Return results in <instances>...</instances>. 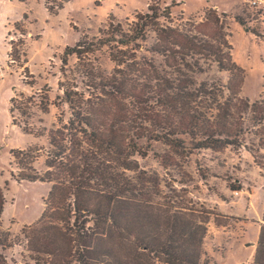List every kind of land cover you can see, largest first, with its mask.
Masks as SVG:
<instances>
[{"label": "trees", "instance_id": "1", "mask_svg": "<svg viewBox=\"0 0 264 264\" xmlns=\"http://www.w3.org/2000/svg\"><path fill=\"white\" fill-rule=\"evenodd\" d=\"M42 1L53 14L69 0ZM170 19L168 8L150 3L131 21L109 20L99 50L112 70L90 83L88 95L58 83L57 106L67 117L48 134L43 170L31 166L40 150L12 152H28L31 162L15 181L48 185L43 210L23 235L28 260L16 264H209L202 261L207 216L164 195L167 184L141 162L154 157L166 171L231 147L264 171V100L240 96L225 15L209 9L188 27ZM91 46L79 41L65 53L80 61ZM238 183L231 179L230 190ZM4 204L0 189V221ZM250 245L253 264H264V206ZM13 247L0 226V264H9L4 253Z\"/></svg>", "mask_w": 264, "mask_h": 264}, {"label": "rangeland", "instance_id": "2", "mask_svg": "<svg viewBox=\"0 0 264 264\" xmlns=\"http://www.w3.org/2000/svg\"><path fill=\"white\" fill-rule=\"evenodd\" d=\"M261 1L249 10L243 0H69L51 14L42 0H0V189L5 200L0 226L11 235L15 246L4 253L9 264L28 260L23 235L28 232L27 226L38 220L48 193L45 183L17 182L12 178L26 173L24 166L31 164L28 152L17 158L12 152L28 147L40 150L39 159L31 166L43 170L48 134L65 124L67 117L57 106L58 83L63 91L75 87L88 95L86 89L93 91L90 83H97L100 74L106 76L112 70L106 49L99 50L108 21H131L136 12H146V3L168 8L172 16L169 22L180 27L187 26V20L199 19L209 9L217 10L225 15L240 96L254 103L264 100V0ZM237 17L245 21V26ZM83 40L92 46L80 61H76L75 53H65ZM223 79L227 80L225 74ZM179 164L165 171L154 157L141 162L144 171L156 172L163 185L167 184L168 189L160 188L164 195L177 196L176 200H181L177 205L207 216L204 244L213 232L225 239L235 235L242 246L255 243L264 206V171L253 164L251 155L242 148L230 147L203 151ZM231 179L241 183V188L235 190L238 196L230 190ZM244 249L249 254L253 247ZM232 253L234 256L226 264H253L254 256L236 254L235 250ZM205 261L210 264L208 259Z\"/></svg>", "mask_w": 264, "mask_h": 264}, {"label": "crops", "instance_id": "3", "mask_svg": "<svg viewBox=\"0 0 264 264\" xmlns=\"http://www.w3.org/2000/svg\"><path fill=\"white\" fill-rule=\"evenodd\" d=\"M137 4V3H135ZM148 3H146V7H147ZM138 6V5H137ZM136 13H142V12H136ZM39 159V158H38ZM40 171V170H39ZM236 184H239L238 181H234ZM240 188H241V183H240ZM224 201V200H222ZM237 203V202H235ZM217 207H220L219 205ZM224 215L230 217V218H237L234 217L232 215L223 213ZM30 225V224H29ZM236 228L238 227V224H236ZM219 228L225 229L226 226L225 225H220ZM213 236L212 238L209 237L208 243L204 244V252H203V256H202V261L203 260H209L210 264H226L227 259L233 257V253L232 251L235 250L237 253L236 254H248V253H244L245 249L244 248H248L242 245H239V238L236 237L235 235L232 236H227V239H225L222 235L218 234L215 235V232H213ZM247 244V243H246ZM252 251H250V253L248 254V256H254L255 253V249H251ZM227 251V254H226ZM219 253H225V255L223 257H219L218 254ZM222 255V254H221ZM249 263V262H246ZM237 264H240L239 262Z\"/></svg>", "mask_w": 264, "mask_h": 264}, {"label": "built area", "instance_id": "4", "mask_svg": "<svg viewBox=\"0 0 264 264\" xmlns=\"http://www.w3.org/2000/svg\"><path fill=\"white\" fill-rule=\"evenodd\" d=\"M244 4L246 7H248L249 9H252L254 7H258V5L263 2L261 0H243ZM233 195L234 196H238L239 195V192L238 191H235L233 192ZM240 264H248V263H240Z\"/></svg>", "mask_w": 264, "mask_h": 264}, {"label": "water", "instance_id": "5", "mask_svg": "<svg viewBox=\"0 0 264 264\" xmlns=\"http://www.w3.org/2000/svg\"><path fill=\"white\" fill-rule=\"evenodd\" d=\"M245 246H246V247H250L251 245H250V243H247V244H245Z\"/></svg>", "mask_w": 264, "mask_h": 264}]
</instances>
